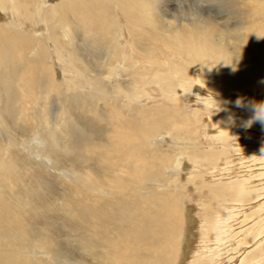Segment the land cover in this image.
Instances as JSON below:
<instances>
[{
    "label": "bare ground",
    "instance_id": "6f19581e",
    "mask_svg": "<svg viewBox=\"0 0 264 264\" xmlns=\"http://www.w3.org/2000/svg\"><path fill=\"white\" fill-rule=\"evenodd\" d=\"M222 1L227 14L223 18L233 22L241 14L236 22L240 28L227 29L208 16L182 20L171 15L168 0H0V12L12 19L0 23V107L14 98L18 115L43 105L57 114L70 103L82 106L75 119H89L78 121L88 163L76 159L63 171L67 183L62 196L65 214L74 216L75 225H70L89 233L84 244L92 257L74 255L72 262V251L60 242L58 215L38 213L57 198L56 189L36 191L21 180L25 161L19 151L28 138L38 140V131L28 137L23 132L6 134L1 109L0 264H31L18 251L30 243L56 264H173L187 189L167 177L175 170L183 172L197 192L206 190L211 200L202 208L205 225L200 224L209 244L194 264H264V182H255L264 174L255 179L245 174L244 181L233 180L227 188L222 184L225 190L219 185L222 177L215 176L221 164L226 165L225 176L232 170L227 165L252 162L258 155H249L251 145L243 147V157L235 146L246 138L243 125L254 114L247 98L258 94L264 102V67L257 65L264 60V0ZM26 27L33 32H25ZM226 36L250 46L239 49L225 42ZM128 60L131 65H125ZM57 70L61 77L77 73L86 80L74 81L76 90L62 92ZM231 80L247 87L239 91L240 115L227 105L234 98L229 92H235L229 88ZM85 86L100 95L101 105L91 107V101L83 99ZM197 86L204 96L195 94ZM154 92L160 105L148 107ZM187 107L192 116L186 114ZM203 111L213 126V140L228 138L231 148L200 151L191 143ZM67 117L64 111L62 118ZM69 120L76 123L73 117ZM248 128L257 131L251 134L264 131L258 121ZM213 157L216 162L211 163ZM207 166L214 170L210 176L200 170ZM248 196L259 201L243 207ZM225 205L231 210L214 218L216 208Z\"/></svg>",
    "mask_w": 264,
    "mask_h": 264
},
{
    "label": "rangeland",
    "instance_id": "374dc122",
    "mask_svg": "<svg viewBox=\"0 0 264 264\" xmlns=\"http://www.w3.org/2000/svg\"><path fill=\"white\" fill-rule=\"evenodd\" d=\"M56 1V0H54ZM159 5H162L161 1H158ZM161 2V3H160ZM166 5L170 9V13L172 16L179 17L182 20L184 19H192L193 17H199V16H208L211 17L219 22L220 25L225 26L227 29L233 30L236 28H240L236 25V22L240 21L241 19V14L237 21L231 22L230 20H225L223 17L225 15L227 16L225 12V4L223 3L222 0H168ZM187 5V6H186ZM224 6V7H223ZM223 7V8H222ZM225 13V14H224ZM242 13V12H241ZM0 23H7V21H12L11 18H7L5 14L3 15L0 12ZM6 19H4V18ZM243 19V18H242ZM218 23V24H219ZM240 23V22H239ZM224 30H227L225 29ZM25 32L28 34L32 33V29L30 28H24L23 29ZM243 33V32H241ZM240 35V34H239ZM245 35H243L244 37ZM225 37V36H224ZM228 38L226 36L225 42L229 44L231 42L232 44L235 45V47L239 49H244L247 48L248 44H245L243 42H238L237 39L235 38ZM238 37V36H237ZM227 39V40H226ZM231 39V40H228ZM235 40V41H234ZM125 42V41H123ZM246 45V46H245ZM250 45H248L249 48ZM81 53V52H80ZM83 55V54H82ZM175 60H177V57H173ZM242 60H245V62L252 63L249 58H241ZM148 61H145V64ZM261 62V63H260ZM125 65H131V61L129 60L126 62L124 61ZM130 63V64H129ZM48 65H50L53 69H55L54 65L52 62H48ZM65 59L62 58L60 61V65L64 66ZM257 65L262 68L264 67V60H259ZM69 67H72L70 64H68ZM194 70V69H193ZM199 70V69H197ZM190 74H193L192 70H189ZM200 73V72H199ZM57 74L55 75L57 78H55L56 82L62 87V92H66V89L71 88L74 90L77 89L78 86L74 85V81H80V80H86L85 77L79 76L77 73H66L65 76L61 77L59 76L62 75L59 70H57ZM151 74V73H150ZM231 80L229 85V88H235V92H229V95H233L234 98H229L228 100H233V102L227 104L229 109L233 110L235 114H242L243 108L242 107H237L236 105L233 106L234 102L237 99H240L241 92L240 90H245L247 87L244 85H241L243 87H238V85L234 84ZM218 83V80H217ZM199 88L200 90H198ZM196 90L194 91L195 94L199 93L201 96H204L203 91L201 90V87L197 86ZM155 89V88H154ZM8 87V91H9ZM194 90V89H193ZM83 91V90H82ZM11 92V91H10ZM71 92V91H70ZM12 93V92H11ZM94 94V95H93ZM154 94V95H153ZM152 95L155 97V100L153 102L147 103L146 106L148 107H154L156 105H160V97L157 96V94L154 92ZM99 94H95L88 86H85V94L83 95V99L87 101H91V107L101 105L102 102L99 100ZM64 96L67 97V95L64 94ZM259 95L256 94L254 97L253 95L251 98H247V102L250 104L258 103L260 102V97ZM258 97V98H256ZM9 98V97H8ZM112 98V97H111ZM258 100V101H257ZM14 98H11L10 102L8 100V103H4V107H0L2 119L5 120L6 126H5V133L12 134V132H23L27 137L30 135H33L32 132H37L38 140H34L32 138H28V142L26 143V148L23 149V151H19V155L23 157L25 164L21 168V180L23 182H27L28 186H30V189H36V191L42 192L45 187L49 189H56V197L53 199V202L48 205L47 208L44 209L41 208V210H38L37 212L40 213L41 216L45 217L50 216L52 214L58 215L59 221H55L58 227L61 228L62 230V235L60 237V242L68 249L73 255L72 262L76 261L75 256L78 258L84 257L90 260L92 257L90 256L88 252V248L86 247L85 240L87 241L89 239V233L86 231H78L73 228L70 223L74 222V216H68V214H65L64 212L67 209V203L66 199L65 201L63 200V192L65 191V186L67 183V179L65 175H63V171H65L73 161L76 159H84L85 163L88 161V154L85 145V142L81 139L78 129H79V122L82 123L85 120H88V117H82L75 119V114L77 115L78 113L82 112V106H75L73 104H68L67 105H62L60 106V110L58 111L57 114H51L49 105H43V106H38V109L33 111L32 108L27 109L22 115H18L19 111L15 108V103L13 102ZM94 101V103H93ZM97 102V103H96ZM252 102V103H251ZM95 104V105H93ZM111 104V103H110ZM232 104V105H230ZM41 105V104H39ZM111 106V105H110ZM108 106L107 108H109ZM140 106V105H139ZM234 107V108H233ZM85 110H87L85 108ZM89 110V108H88ZM186 110V109H185ZM64 111L68 112V117L67 120L65 118H62V113ZM191 108L187 107V110L185 111L186 114L189 116H192L191 113ZM241 111V112H240ZM212 113V112H211ZM213 113H216V110H213ZM27 115V116H25ZM85 115H88L85 112ZM199 123L195 127L197 133L192 136V141L191 143H195L197 145V148L200 151H207V149H214L216 151L220 150H227L233 146L231 145V141L228 138L224 139H217L213 140V126L211 125L209 115L206 114L204 111L199 113ZM25 116V119L22 120V117ZM75 120L76 123L72 122L69 120L71 117ZM249 116V117H248ZM246 118L250 120L253 116V114H249ZM240 117V116H238ZM18 120L19 121H24V123H19L18 126ZM13 121V122H12ZM79 121V122H78ZM1 123V122H0ZM17 124V126H16ZM83 124V123H82ZM14 125V127H13ZM16 127V128H15ZM21 128L18 130V128ZM8 128V129H7ZM10 128L13 130H10ZM95 129V128H94ZM7 131V132H6ZM32 131V132H31ZM257 132L253 128H244L243 129V136L241 139H244L243 141H240L238 146H235L242 150V155L243 154V147H252L250 149L249 155L255 156V154L258 153V155L253 158L252 162H246L239 163V160H235V163L232 165H227V167H231L232 170H230V174H227L225 176L222 175L224 172V166L223 164L218 166V171L215 174L217 177H222V180L220 182V188L223 190L226 185H231L233 180L241 179L244 181L243 177L245 174L253 175L254 179L256 178V174L262 173L264 174V152L261 151L262 147H264V131L259 133H254L251 134L252 132ZM250 132V133H249ZM249 133V134H248ZM263 133V135H262ZM212 134V135H211ZM17 135V134H16ZM253 135V136H252ZM247 139V141H245ZM220 140V141H219ZM221 143V147H219V144L217 142ZM245 141V142H244ZM171 142V140H169ZM247 142V143H246ZM261 145H257L256 143H260ZM245 143V144H244ZM247 145V146H246ZM263 145V146H262ZM173 146V144H172ZM226 146V147H225ZM254 146H260L259 148H255ZM165 147V146H164ZM167 148V147H165ZM176 148V146H173V150ZM234 148V147H233ZM20 150V148H19ZM162 152V153H161ZM161 154H166L165 151H161ZM181 159L184 156H178ZM248 158V157H247ZM214 159V161H212ZM213 159L210 161L216 162V158L213 157ZM261 160V161H260ZM203 162V161H201ZM84 163V164H85ZM88 163V162H87ZM204 163V162H203ZM248 166V167H247ZM210 167V168H209ZM252 167V168H251ZM221 168V169H220ZM251 168V169H250ZM173 170H175V167H173ZM202 173L205 176H210L213 173V169L211 166H207L205 168L200 169ZM176 171V170H175ZM171 171L167 172L169 175L167 176L171 181L172 180H177L178 186L180 187H186L185 191V196L183 197L182 200V205L181 208L185 212L184 215V223L182 225V235L181 238H179L178 243L175 245L176 246V252H175V261L173 264H194L196 262V259L202 254H205L204 246L209 244L208 242L206 243L205 240V232L202 230V225H205L204 223V215H203V206L209 205L211 200L208 198V194L206 190H202L200 192H197L192 188L191 185H187L188 178L185 177L183 172H175ZM235 173V174H234ZM258 176V175H257ZM231 177V179H229ZM224 179V180H223ZM264 177L260 178L259 181L256 180V183H263L264 182ZM197 181L196 183H198ZM254 182V184H256ZM52 183V184H51ZM228 183V184H226ZM223 184V186H222ZM52 187V188H51ZM54 187V188H53ZM223 187V189H222ZM28 190V187H25ZM227 188V186H226ZM225 188V189H226ZM224 189V190H225ZM61 196V197H60ZM55 200V201H54ZM251 200V201H250ZM246 203L245 206L243 207H248V206H253L255 203H257L259 200H253L252 196H248L245 199ZM263 201V200H262ZM251 202V203H250ZM264 203V201L262 202ZM52 206V207H51ZM55 206V207H54ZM231 205H225L224 207H218L216 208V212H214V218L217 217H223L227 211L231 210L229 208ZM221 208V209H220ZM264 208V207H263ZM256 209V208H254ZM50 211V213H49ZM247 211V210H245ZM63 212V213H62ZM248 212V211H247ZM62 213V214H61ZM211 214V213H209ZM34 215V211L32 212V216ZM68 217H67V216ZM55 217V216H54ZM263 217H264V212H263ZM72 220H68V219ZM76 218V217H75ZM58 219V218H57ZM240 219H242L240 217ZM70 221V222H69ZM72 221V222H71ZM202 224V225H200ZM201 226V227H200ZM238 230V229H237ZM82 232V233H81ZM86 237V239H85ZM83 239V240H82ZM85 239V240H84ZM83 244H82V243ZM192 242V243H191ZM81 243V244H80ZM80 244V245H77ZM211 244V243H210ZM80 248V249H78ZM179 248V249H177ZM34 243L27 244L25 247L22 248V250H19V254L21 257L26 260L27 262H31V264H56L54 263L48 255L45 254V250H39ZM179 252V254L177 253ZM75 253V254H74ZM178 254V255H177ZM253 255L255 254L254 252L252 253ZM80 257H79V256ZM42 256V257H41ZM74 260V261H73ZM37 261V263H36Z\"/></svg>",
    "mask_w": 264,
    "mask_h": 264
},
{
    "label": "clouds",
    "instance_id": "9594fccd",
    "mask_svg": "<svg viewBox=\"0 0 264 264\" xmlns=\"http://www.w3.org/2000/svg\"><path fill=\"white\" fill-rule=\"evenodd\" d=\"M262 83H264V81H262ZM234 103L237 107L242 106L241 101L239 99H237ZM252 110L254 113L253 116L251 117L250 120L244 122L243 126L247 128L251 126L253 122H257V121L260 122L262 126H264V102L252 104ZM261 151L264 152V147H262Z\"/></svg>",
    "mask_w": 264,
    "mask_h": 264
}]
</instances>
